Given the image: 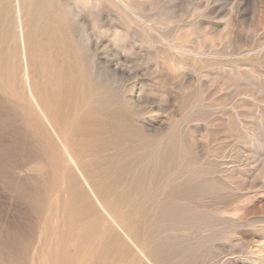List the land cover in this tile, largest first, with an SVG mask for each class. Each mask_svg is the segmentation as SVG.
<instances>
[{
    "label": "rangeland",
    "instance_id": "rangeland-1",
    "mask_svg": "<svg viewBox=\"0 0 264 264\" xmlns=\"http://www.w3.org/2000/svg\"><path fill=\"white\" fill-rule=\"evenodd\" d=\"M0 7V244L8 230L20 231L31 245L20 264H70L58 254L49 260L66 246L64 229L44 234L8 187L29 189L47 172L35 160L30 121H43L29 90L61 130L89 112L127 118L147 140L150 159L135 167L148 172L151 196L147 214L134 217L140 227L97 229L98 258L84 252L73 264H264V0H0ZM164 202L170 208L162 211ZM60 218L50 223L60 226Z\"/></svg>",
    "mask_w": 264,
    "mask_h": 264
},
{
    "label": "bare ground",
    "instance_id": "bare-ground-1",
    "mask_svg": "<svg viewBox=\"0 0 264 264\" xmlns=\"http://www.w3.org/2000/svg\"><path fill=\"white\" fill-rule=\"evenodd\" d=\"M16 13L18 15L22 42L25 36H23V25H21L20 5L17 6ZM23 44L26 45L22 42L21 53L23 58L27 59L25 54L28 52L26 50L25 53ZM88 61L89 59H87ZM23 62L26 63V61ZM82 75L85 74L83 73ZM91 76H88V78H91ZM93 77L95 78V76ZM51 80H53L52 77ZM59 81L61 80L58 79ZM63 81L65 80L63 79ZM78 84L81 85L80 82H77V86H80ZM67 86L62 87L67 88ZM103 89L101 90L104 91ZM96 92H100V90ZM107 93H109V90H107ZM28 95L44 122L32 118L30 124L34 129L33 138L38 147L35 160L44 162L45 165L43 167L47 169V172L44 173L45 177L33 179L29 189H26L23 184L12 189L11 182L8 187L19 200L30 206L32 213L37 217V228L42 229L44 234H47V229H64L63 232L61 231V235L66 246L56 251L48 252L49 260L52 259L53 254H58L64 258L65 263L73 264L82 259L84 252H89L93 259H97V252L93 249L97 229H107L108 231L110 229H138L140 221H135L134 217L137 214L146 215L148 212L146 203L151 196L148 188L143 184L148 172H136L137 170L135 169V167L139 168V164L146 162L150 157V154L143 152L148 147L147 140L141 137L140 134L142 133H140L141 129L139 127V129L132 128L134 124L127 118L123 117L120 122H117L111 115H108L107 118L100 116L102 117L100 118L91 116L89 112L79 122H73V124L67 126L68 130L67 128L61 130L58 123L50 118L51 114L49 111L51 109L49 110L48 108L46 110L47 108L45 109L41 106L38 101L39 98L37 97L36 99L31 90L28 91ZM66 102L68 103L67 99ZM70 102H72V99ZM88 104H90L89 101ZM69 105L67 108H69ZM69 111L68 114L70 113ZM69 116L71 118L70 114ZM67 131L68 135L66 136ZM51 138H54L55 143L63 150V157ZM153 151L155 153V150ZM163 165L164 163L160 158L157 167L159 175L164 172ZM190 188H192V184L189 186ZM180 195L186 197L188 192L182 193L181 191ZM168 208L170 207L164 202L161 210L164 211ZM58 213L61 215L60 226L50 223L52 216H56ZM30 216L32 217V215ZM111 233L114 238H117V235L114 234L115 232ZM6 235L7 240L0 244V262L7 259L10 261L14 260L18 264L24 263L31 251L30 243L24 239L20 231L10 232L8 230ZM70 236L74 237V242L68 240ZM82 238H84L83 241L80 240ZM11 245L17 246L15 252L11 250ZM68 247H71L74 251L71 255L67 253Z\"/></svg>",
    "mask_w": 264,
    "mask_h": 264
}]
</instances>
